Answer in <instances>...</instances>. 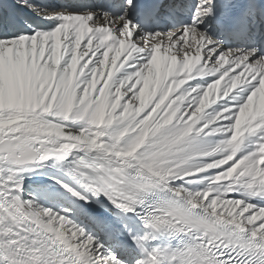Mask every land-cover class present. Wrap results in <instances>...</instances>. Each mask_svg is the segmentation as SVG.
I'll use <instances>...</instances> for the list:
<instances>
[{
    "label": "snow or ice",
    "instance_id": "obj_1",
    "mask_svg": "<svg viewBox=\"0 0 264 264\" xmlns=\"http://www.w3.org/2000/svg\"><path fill=\"white\" fill-rule=\"evenodd\" d=\"M0 264H264V0H0Z\"/></svg>",
    "mask_w": 264,
    "mask_h": 264
}]
</instances>
